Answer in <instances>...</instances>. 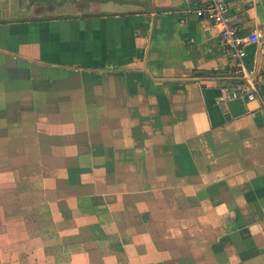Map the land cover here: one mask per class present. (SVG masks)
<instances>
[{
  "label": "crops",
  "instance_id": "0c3cea01",
  "mask_svg": "<svg viewBox=\"0 0 264 264\" xmlns=\"http://www.w3.org/2000/svg\"><path fill=\"white\" fill-rule=\"evenodd\" d=\"M204 6L0 0V154L37 122L82 186L38 197L56 224L0 227V264H264V0H231L260 34L245 77Z\"/></svg>",
  "mask_w": 264,
  "mask_h": 264
},
{
  "label": "rangeland",
  "instance_id": "374dc122",
  "mask_svg": "<svg viewBox=\"0 0 264 264\" xmlns=\"http://www.w3.org/2000/svg\"><path fill=\"white\" fill-rule=\"evenodd\" d=\"M40 125L29 121L22 123L28 135L34 133L35 138L27 140L22 137L17 142L16 151L12 147L9 154H0V227H18L22 231L31 232L34 227L56 224L51 223L53 216L52 219L46 218L40 211L49 209L50 204L38 199L42 195H65L70 202L64 204L71 210L78 204L75 200L82 192V186L76 185L78 171L73 169L76 155L72 156L71 164L68 159L60 156L59 150L52 148L59 143L43 136L39 138ZM29 140L35 142L30 141L29 145ZM52 150H55L54 154ZM85 163L87 167L90 162ZM14 166L17 168L14 169ZM31 170L37 172L34 174ZM57 223L62 225L60 221Z\"/></svg>",
  "mask_w": 264,
  "mask_h": 264
},
{
  "label": "built area",
  "instance_id": "2783aa9c",
  "mask_svg": "<svg viewBox=\"0 0 264 264\" xmlns=\"http://www.w3.org/2000/svg\"><path fill=\"white\" fill-rule=\"evenodd\" d=\"M205 2L206 6L198 9L197 15L219 27L222 38L230 46L231 55L237 59L241 77H245L247 69L243 59L247 54L246 47L259 41L260 34L257 31L250 34L242 33V19L237 12L232 11L231 0H205ZM221 91L224 99H236L242 96L248 99L257 97V87L252 80L248 83H238L235 86L230 84Z\"/></svg>",
  "mask_w": 264,
  "mask_h": 264
}]
</instances>
